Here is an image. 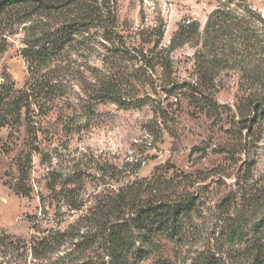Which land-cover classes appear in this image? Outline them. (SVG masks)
Wrapping results in <instances>:
<instances>
[{
	"label": "rangeland",
	"instance_id": "obj_1",
	"mask_svg": "<svg viewBox=\"0 0 264 264\" xmlns=\"http://www.w3.org/2000/svg\"><path fill=\"white\" fill-rule=\"evenodd\" d=\"M189 198L179 234L142 240L138 207ZM259 261L264 0H47L0 19V264Z\"/></svg>",
	"mask_w": 264,
	"mask_h": 264
},
{
	"label": "trees",
	"instance_id": "obj_2",
	"mask_svg": "<svg viewBox=\"0 0 264 264\" xmlns=\"http://www.w3.org/2000/svg\"><path fill=\"white\" fill-rule=\"evenodd\" d=\"M58 2H64V0H57ZM78 1V0H76ZM37 3L38 8H44V4L47 0H0V19L4 15L17 8L29 5L32 3ZM16 14V12H15ZM83 20H74L69 23L68 30H73L78 26H84ZM212 21L209 20L207 24V29H211ZM42 37H39L38 45L39 49L35 51L36 55H40L41 59L47 61L52 54L53 50L56 48L55 45H48L46 40L47 36H52L51 31H43ZM214 36H211V39ZM41 42V43H40ZM114 96V95H113ZM121 106H130L131 102L124 101L116 96L112 97ZM139 205V204H138ZM193 201L192 199H183L176 202H159L156 204H150L147 206L138 207V212L136 214L135 228L138 231L139 236L142 240L148 241L147 238L153 237L156 233H163L168 235H177L181 232L183 227V219L192 209ZM129 206V205H128ZM127 225L121 224L117 225L115 231L112 233L113 247L117 254V259H120L119 254L123 253L124 248L127 247L129 240L132 238L133 231ZM122 258V257H121ZM121 262V260H120ZM255 264H264V262H257Z\"/></svg>",
	"mask_w": 264,
	"mask_h": 264
}]
</instances>
